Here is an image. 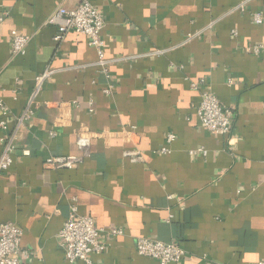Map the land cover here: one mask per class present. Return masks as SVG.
<instances>
[{
	"label": "crops",
	"instance_id": "crops-1",
	"mask_svg": "<svg viewBox=\"0 0 264 264\" xmlns=\"http://www.w3.org/2000/svg\"><path fill=\"white\" fill-rule=\"evenodd\" d=\"M80 1L0 0V154L36 76L53 70L0 175V223L23 229L25 264H85L69 262L60 244L73 205L99 228L123 230L101 233L106 249L93 264H160L137 253L140 237L179 243V264L263 260L264 21L254 14L264 17V0H91L106 22V66L85 35L56 41L48 23ZM14 30L30 37L20 54ZM201 79L234 111L228 136L201 126L191 87ZM79 132L91 137L84 161L46 167L49 155H83ZM169 133L171 152H155ZM200 148L207 154L191 153Z\"/></svg>",
	"mask_w": 264,
	"mask_h": 264
},
{
	"label": "built area",
	"instance_id": "built-area-1",
	"mask_svg": "<svg viewBox=\"0 0 264 264\" xmlns=\"http://www.w3.org/2000/svg\"><path fill=\"white\" fill-rule=\"evenodd\" d=\"M2 17L0 18V21ZM254 21L262 24L263 14L256 12ZM48 23L57 27L55 35L56 41L64 39L67 33L76 32L83 34L88 38L91 46L97 48L101 60L100 64L106 66L109 61L104 59V42L101 38V31L105 26V18L101 11L92 3L91 0H81L76 7L68 8L61 6L56 9L48 18ZM30 40V37L13 31V52L15 54L23 53ZM249 51L259 54L262 46H250ZM53 74L51 68L36 76L34 88L29 96L26 107L22 114L16 119V129L7 137L1 138L3 150L0 154V175H2L12 162V154L16 150L14 143L17 131L26 121L30 120L33 114V107L36 98L40 94L45 81ZM205 79L192 82L191 87L201 94V102L197 109L201 126L209 131L228 136L232 130L234 111L223 105L220 99L211 91L205 89ZM105 93L110 94L111 89L105 88ZM0 109L7 114V108L0 97ZM0 125L4 127V122ZM176 134L169 133L166 137V145L158 148L155 152L168 154L171 152L169 145L176 140ZM79 146L84 151L83 155H49L44 161L48 168H68L72 169L81 164L85 157L90 154L91 137L83 132L78 133ZM207 154L204 148L193 150L191 153ZM24 153H28L25 151ZM132 160H141V155L137 152H129ZM105 231L111 236H117L123 233L121 228L105 230L99 228L92 216L81 215L76 205L71 207L68 218L59 232L60 244L65 250L66 258L69 262L81 261L85 264H93V254H98L106 249V244L100 240L101 233ZM23 229L16 223L7 221L0 223V264H25L31 258L32 252L22 245ZM137 253L141 256L156 259L160 264H179L186 254V250L179 243H166L160 240L147 237H140L136 242ZM257 264H264V259Z\"/></svg>",
	"mask_w": 264,
	"mask_h": 264
}]
</instances>
